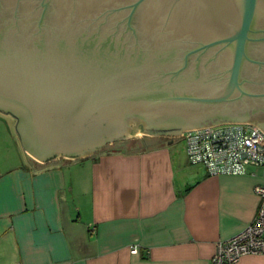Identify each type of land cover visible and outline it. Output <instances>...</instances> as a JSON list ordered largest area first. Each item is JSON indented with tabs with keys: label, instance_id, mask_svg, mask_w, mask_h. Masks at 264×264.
<instances>
[{
	"label": "water",
	"instance_id": "obj_1",
	"mask_svg": "<svg viewBox=\"0 0 264 264\" xmlns=\"http://www.w3.org/2000/svg\"><path fill=\"white\" fill-rule=\"evenodd\" d=\"M0 112L39 163L133 133L264 134V0H0Z\"/></svg>",
	"mask_w": 264,
	"mask_h": 264
},
{
	"label": "crops",
	"instance_id": "obj_2",
	"mask_svg": "<svg viewBox=\"0 0 264 264\" xmlns=\"http://www.w3.org/2000/svg\"><path fill=\"white\" fill-rule=\"evenodd\" d=\"M174 138L0 168V264H209L256 215L259 175L209 176ZM236 264H264L246 255Z\"/></svg>",
	"mask_w": 264,
	"mask_h": 264
},
{
	"label": "built area",
	"instance_id": "obj_3",
	"mask_svg": "<svg viewBox=\"0 0 264 264\" xmlns=\"http://www.w3.org/2000/svg\"><path fill=\"white\" fill-rule=\"evenodd\" d=\"M185 146L190 165L201 166L209 176L259 175L254 187L259 198L256 215L245 229L219 241L209 264H236L246 255H264V134L255 126L227 124L183 132L174 138Z\"/></svg>",
	"mask_w": 264,
	"mask_h": 264
},
{
	"label": "rangeland",
	"instance_id": "obj_4",
	"mask_svg": "<svg viewBox=\"0 0 264 264\" xmlns=\"http://www.w3.org/2000/svg\"><path fill=\"white\" fill-rule=\"evenodd\" d=\"M0 116L5 118L7 125L9 127V131L10 133H8L5 125L0 121V166L1 165H7V166H13L16 164H26L27 163V157H29L22 149L21 144L19 142V138L15 132V119L9 115H5L4 113L0 112ZM151 136H162V137H156L160 140H171L173 139L172 136L170 135H160L158 133H153V135H147V134H137V133H133L131 135V137L129 138V140H127V142H132L133 140H144V139H149ZM155 138V137H154ZM174 146H176L177 148H179V150H183L184 147V143L178 139H174ZM121 146L122 143H116V144H112V145H108L107 147H105L104 149H101V151L94 153L93 156L105 151V150H109L110 148H114ZM90 156V157H93ZM89 157V158H90ZM34 160V159H33ZM56 160H61L60 158H57ZM36 161V160H34ZM68 161V160H65ZM77 161V160H74ZM37 162V161H36ZM1 170H3V167Z\"/></svg>",
	"mask_w": 264,
	"mask_h": 264
},
{
	"label": "flooded vegetation",
	"instance_id": "obj_5",
	"mask_svg": "<svg viewBox=\"0 0 264 264\" xmlns=\"http://www.w3.org/2000/svg\"><path fill=\"white\" fill-rule=\"evenodd\" d=\"M15 122H16V120H15ZM151 137H162V136H151ZM126 142H127V141H125V142H118V143H122V144H123V143H126ZM116 143H117V142H115V143H113V144H116ZM118 143H117V144H118ZM108 145H112V144H107L105 147H107ZM105 147H104V148H105ZM104 148H102V149H104ZM100 151H101V150H100Z\"/></svg>",
	"mask_w": 264,
	"mask_h": 264
}]
</instances>
